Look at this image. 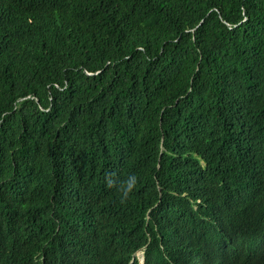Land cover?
Here are the masks:
<instances>
[{
  "label": "trees",
  "instance_id": "obj_1",
  "mask_svg": "<svg viewBox=\"0 0 264 264\" xmlns=\"http://www.w3.org/2000/svg\"><path fill=\"white\" fill-rule=\"evenodd\" d=\"M251 223L264 0H0V264H218Z\"/></svg>",
  "mask_w": 264,
  "mask_h": 264
},
{
  "label": "clouds",
  "instance_id": "obj_2",
  "mask_svg": "<svg viewBox=\"0 0 264 264\" xmlns=\"http://www.w3.org/2000/svg\"><path fill=\"white\" fill-rule=\"evenodd\" d=\"M238 207L240 201L234 202ZM209 224L214 226L216 223L210 218ZM240 234H234L226 242V247L221 250H214L213 260L218 264H258L264 260V230L254 231L251 228ZM183 249L182 253L193 257V253L188 249ZM140 253V254H139ZM139 264H144V250H139L136 253ZM212 260V261H213ZM133 260L130 261V264Z\"/></svg>",
  "mask_w": 264,
  "mask_h": 264
},
{
  "label": "rangeland",
  "instance_id": "obj_3",
  "mask_svg": "<svg viewBox=\"0 0 264 264\" xmlns=\"http://www.w3.org/2000/svg\"><path fill=\"white\" fill-rule=\"evenodd\" d=\"M140 254V253H139Z\"/></svg>",
  "mask_w": 264,
  "mask_h": 264
}]
</instances>
